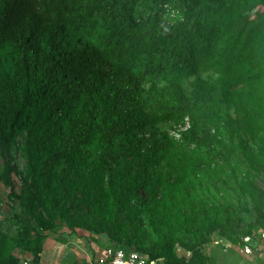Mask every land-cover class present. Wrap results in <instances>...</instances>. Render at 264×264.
<instances>
[{"label":"trees","instance_id":"obj_1","mask_svg":"<svg viewBox=\"0 0 264 264\" xmlns=\"http://www.w3.org/2000/svg\"><path fill=\"white\" fill-rule=\"evenodd\" d=\"M0 155L31 221L0 264L63 224L208 264L264 229V0H0Z\"/></svg>","mask_w":264,"mask_h":264},{"label":"rangeland","instance_id":"obj_2","mask_svg":"<svg viewBox=\"0 0 264 264\" xmlns=\"http://www.w3.org/2000/svg\"><path fill=\"white\" fill-rule=\"evenodd\" d=\"M187 89L188 86L186 83L183 84ZM161 129L167 130L171 135L174 137H178V131L182 129L180 126H174L171 123H164L160 125ZM13 153V161L12 165L16 168V172L13 173V177L18 183V185L21 184V178L19 176V173H23L25 171V164L22 159L18 154H16L14 148L12 149ZM2 157L0 155V170L2 169ZM18 172V173H17ZM10 188L8 185H6L4 182L0 181V232L8 236L10 239L13 241L19 239L20 233L22 232V226L25 224L30 223V219L28 216L25 214L23 207L19 204L17 200L14 198L10 197ZM213 194V193H212ZM224 196L226 195L223 192ZM217 199L222 202V196L221 194L216 195ZM235 201V200H234ZM241 217L243 218L242 223L240 224V227H238V232L237 233H232L230 236L228 235L227 237H223L219 235L217 232H214L210 235V238L208 241H206L203 245L200 246V251L208 258V264L210 262V255L213 254V252L217 248L224 247V245L227 248H232V245H226L228 242L233 243L234 239L239 237L241 233L239 231H246L247 230V225L249 223H254L257 221L256 215L251 211L249 212H242ZM233 223H236L234 221ZM256 229V228H255ZM61 230H71L69 227H67L65 224L63 225H57L52 231L45 233V237L50 236V234L54 233L57 234L56 237H60L61 235ZM74 233L77 231L78 234H82L83 237L87 240L88 244L92 245H98L100 248H104L108 245L114 244L113 240L109 239L106 235L104 234H98L93 231H89L80 227H76L73 230ZM256 232V231H255ZM45 240V239H44ZM43 240V241H44ZM11 242L14 245V242ZM118 243V242H117ZM122 244V242H119ZM238 245L242 246V243H239ZM29 250H27L25 247H22L19 250L18 254H26ZM175 252H177L179 255H186L189 256L190 253L180 249L176 248Z\"/></svg>","mask_w":264,"mask_h":264},{"label":"crops","instance_id":"obj_3","mask_svg":"<svg viewBox=\"0 0 264 264\" xmlns=\"http://www.w3.org/2000/svg\"><path fill=\"white\" fill-rule=\"evenodd\" d=\"M264 229H258L251 236V243L255 244L256 239ZM74 233L71 230H61L60 237L57 234H50L45 237L42 249L39 253V259L35 262L33 254L28 251L26 254H18L20 264L23 259L32 258L33 264H90L102 249L98 245L88 244L82 234ZM232 245V248H217L210 255L209 264H264V256H248L241 252L238 244L228 242L226 245ZM113 245V244H111ZM31 253V254H29Z\"/></svg>","mask_w":264,"mask_h":264},{"label":"built area","instance_id":"obj_4","mask_svg":"<svg viewBox=\"0 0 264 264\" xmlns=\"http://www.w3.org/2000/svg\"><path fill=\"white\" fill-rule=\"evenodd\" d=\"M187 126L188 123L182 129ZM250 239L251 237H248L243 240L241 252L248 256H264V230L259 233L255 244L251 243ZM22 264H33L32 258H24ZM90 264H162V262L161 260H151L146 254L126 246L113 244L102 249L101 253L91 260Z\"/></svg>","mask_w":264,"mask_h":264}]
</instances>
